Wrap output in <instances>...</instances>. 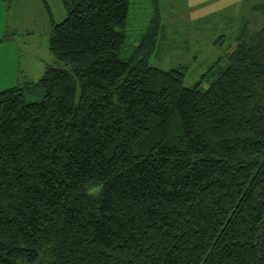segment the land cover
I'll use <instances>...</instances> for the list:
<instances>
[{
	"label": "trees",
	"instance_id": "obj_1",
	"mask_svg": "<svg viewBox=\"0 0 264 264\" xmlns=\"http://www.w3.org/2000/svg\"><path fill=\"white\" fill-rule=\"evenodd\" d=\"M63 2L67 67L0 91V264H264V22L187 87L157 0L133 40L132 0Z\"/></svg>",
	"mask_w": 264,
	"mask_h": 264
},
{
	"label": "rangeland",
	"instance_id": "obj_2",
	"mask_svg": "<svg viewBox=\"0 0 264 264\" xmlns=\"http://www.w3.org/2000/svg\"><path fill=\"white\" fill-rule=\"evenodd\" d=\"M262 2L157 0L160 27L149 64L164 70L185 68L184 85H195L212 66L219 71L228 64L227 54L246 23L251 33L262 27L263 18L252 11ZM154 10L153 0H132V40L144 31ZM67 14L63 0H0V91L40 79L47 65L67 67L49 49L53 23ZM213 78L204 79L202 86Z\"/></svg>",
	"mask_w": 264,
	"mask_h": 264
}]
</instances>
